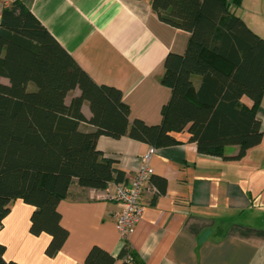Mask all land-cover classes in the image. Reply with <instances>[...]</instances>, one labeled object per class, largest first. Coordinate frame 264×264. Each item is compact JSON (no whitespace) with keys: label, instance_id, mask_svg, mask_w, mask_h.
I'll return each mask as SVG.
<instances>
[{"label":"trees","instance_id":"trees-1","mask_svg":"<svg viewBox=\"0 0 264 264\" xmlns=\"http://www.w3.org/2000/svg\"><path fill=\"white\" fill-rule=\"evenodd\" d=\"M162 22L187 31L183 53L169 52L160 82L170 89L158 124L130 119L122 92L98 84L19 0L0 12V224L10 204L20 199L33 207L29 231L46 233L47 256L67 238L58 203L76 185L104 190L125 182L124 174L96 147L99 136L129 137L153 148L179 143L186 132L201 154L223 156L228 145L236 157L262 136L257 107L264 92V38L234 14L241 0H149ZM200 77L195 87L192 77ZM79 94L65 101L74 90ZM243 99L248 100V102ZM86 101L90 116L81 111ZM81 123L92 126L82 130ZM150 180L159 193L166 181ZM0 244V264L6 261ZM143 264L123 242L117 257L98 246L84 264Z\"/></svg>","mask_w":264,"mask_h":264},{"label":"crops","instance_id":"crops-1","mask_svg":"<svg viewBox=\"0 0 264 264\" xmlns=\"http://www.w3.org/2000/svg\"><path fill=\"white\" fill-rule=\"evenodd\" d=\"M19 1L94 82L122 92L130 119L160 122L170 97L160 82L164 59L169 52H184L187 31L159 20L149 0ZM2 7L0 0V12ZM233 12L264 38V0H241ZM192 81L198 87L200 77L194 75ZM0 83L8 84L7 78L0 76ZM77 94V88L70 91L65 101ZM81 111L90 116L86 101ZM256 117L261 140L240 157L236 145L226 146L223 156L201 154L186 132L174 135L179 143L160 148L126 136L97 138V149L123 172L126 183L151 148L153 176L166 181L162 194L151 180L145 185L141 217L126 238L143 264H264V92ZM80 128L92 126L81 123ZM103 191L70 187L57 205L68 235L53 256L45 254L49 235L29 231L33 207L12 201L0 224L4 259L84 264L94 245L117 257L123 244L114 219L119 206L105 199Z\"/></svg>","mask_w":264,"mask_h":264},{"label":"built area","instance_id":"built-area-1","mask_svg":"<svg viewBox=\"0 0 264 264\" xmlns=\"http://www.w3.org/2000/svg\"><path fill=\"white\" fill-rule=\"evenodd\" d=\"M12 0H2L3 4H8ZM152 148L140 158L131 180L126 182H111L103 191L105 199L113 200L119 206L116 213L115 226L121 240L124 242L135 224L139 221L143 206L141 204V195L145 185L150 181L153 175V169L150 166V154Z\"/></svg>","mask_w":264,"mask_h":264}]
</instances>
